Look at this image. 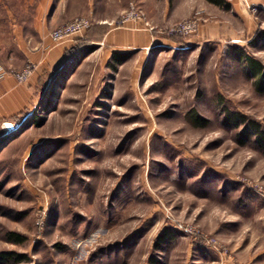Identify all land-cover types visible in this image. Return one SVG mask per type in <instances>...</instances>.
Instances as JSON below:
<instances>
[{
  "label": "rangeland",
  "instance_id": "obj_1",
  "mask_svg": "<svg viewBox=\"0 0 264 264\" xmlns=\"http://www.w3.org/2000/svg\"><path fill=\"white\" fill-rule=\"evenodd\" d=\"M16 5L0 0V25ZM246 10L254 29L235 41L119 64L94 47L71 55L31 117L2 132L0 264H264V153L222 119L235 111L264 129V93L231 49L264 68L252 41L264 12Z\"/></svg>",
  "mask_w": 264,
  "mask_h": 264
},
{
  "label": "crops",
  "instance_id": "obj_2",
  "mask_svg": "<svg viewBox=\"0 0 264 264\" xmlns=\"http://www.w3.org/2000/svg\"><path fill=\"white\" fill-rule=\"evenodd\" d=\"M130 1L156 29L194 15L203 18L204 22H200L195 36L183 39L181 43L175 38L158 35L152 41L153 34L138 25H113L115 19L127 10ZM226 1L231 3L229 11L205 0H17L14 9L7 10L8 25H0V66L8 71L22 70L30 62L35 70L24 83H18L10 75L0 81V132H5L8 126L24 117L28 118L32 105L64 63L72 54L89 47H94L110 61L114 52L132 53L143 61L152 48H175L177 43L186 45L221 38L235 41L245 26L253 31L255 22L249 18L245 6H259L264 12V0ZM78 17L91 21L89 36L55 45L47 37L50 31ZM256 255L250 254L248 259Z\"/></svg>",
  "mask_w": 264,
  "mask_h": 264
},
{
  "label": "built area",
  "instance_id": "obj_3",
  "mask_svg": "<svg viewBox=\"0 0 264 264\" xmlns=\"http://www.w3.org/2000/svg\"><path fill=\"white\" fill-rule=\"evenodd\" d=\"M129 7L125 13L120 15L115 21L113 25L115 27H126L127 24L133 23L139 28H144L149 31L152 36V41H154L155 37L162 36L165 38H186V36L193 35L197 32L198 27L200 25V20L195 17H189L185 20L179 21L177 23L171 24V26L165 28H154L148 25L147 19H145L143 13L138 9L137 5L134 4L133 1L128 3ZM246 8L255 11V6L246 4ZM91 21H89L86 17H78L69 21V23L63 24L55 30L50 31L47 34V37L53 42V44H63L66 42L73 41L76 38H82L84 32L90 27ZM35 70V66L28 62L22 70H6L0 66V81L7 75H10L17 81L18 83L26 82L27 78L32 74ZM196 233H198L196 231ZM200 238L204 245L209 246L213 250L219 251L220 253H226L227 250H223V248L219 245L216 239L208 236H204L200 234Z\"/></svg>",
  "mask_w": 264,
  "mask_h": 264
},
{
  "label": "trees",
  "instance_id": "obj_4",
  "mask_svg": "<svg viewBox=\"0 0 264 264\" xmlns=\"http://www.w3.org/2000/svg\"><path fill=\"white\" fill-rule=\"evenodd\" d=\"M208 3H211L213 5L218 6L224 11H229L231 8V3H228L226 0H205ZM92 24L90 27L84 32V36H89L91 33ZM79 40L80 38H76L74 40ZM252 41H262L264 43V30H258V32L253 37ZM232 53L234 54V59L242 61L243 63H246V74L249 75L251 78H253V87L258 93H264V68L260 62L257 60H254L251 56L247 55L242 47L231 45ZM128 56V53H117L114 52L112 54V61H115L116 63H121L125 57ZM57 74V73H56ZM55 74V75H56ZM31 117V115L28 116V118ZM27 119V118H26ZM24 119V121H27ZM224 121L230 125L233 128L239 129V137L242 138L238 142L240 144H245V142L252 141L254 143L255 147L258 148L259 151L264 153V129L260 127V125L248 118H245L243 115H241L238 112L235 111H229L224 110L223 118ZM6 133L0 132V145L3 144L5 140ZM10 240H13V242H20L19 237L14 238V234H9ZM14 238V239H13ZM160 242L167 241L165 237L160 236L159 237ZM11 255V254H10ZM9 254L3 253L0 254V259L2 260H9L8 257ZM151 264H158L156 260L151 261Z\"/></svg>",
  "mask_w": 264,
  "mask_h": 264
}]
</instances>
